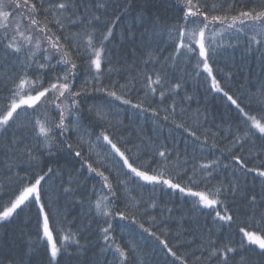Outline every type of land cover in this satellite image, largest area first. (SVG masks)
<instances>
[{
    "label": "snow or ice",
    "instance_id": "6c2138e0",
    "mask_svg": "<svg viewBox=\"0 0 264 264\" xmlns=\"http://www.w3.org/2000/svg\"><path fill=\"white\" fill-rule=\"evenodd\" d=\"M136 3L0 0V224L35 207L36 239L29 247L43 243L46 264H61L65 257L68 264H91L83 260L92 244L91 233L82 236L81 229H66L56 219L58 213L47 210L50 201L44 199L45 184L58 174L45 159L67 150L80 164L77 171L94 174L100 183L99 190L92 187L95 198L88 214L95 218L98 255L111 254L105 264H144L139 244L117 238V218L158 241L173 264H264V80L255 90L246 81L238 82L233 91L235 73L214 72V58L223 47L218 38L226 32L236 33L237 40L242 36L245 51L258 53L264 69V0H176L177 15L170 20L152 11V0H141L137 19L142 31L137 35L129 26L126 34L136 43L125 52H114L109 45L115 30ZM162 34L167 36L166 48L160 47ZM182 63L192 72L181 68ZM82 68L89 79L76 88ZM216 73L223 75L218 78ZM114 74L124 82L111 79ZM189 76L197 83L203 79L211 92L222 94L229 111L237 113L227 135L215 121L213 130L209 117L199 110L193 123L186 119L189 110L182 102L192 97L180 93ZM133 91L143 94L136 102L130 98ZM92 93L119 102L115 107L130 106L140 116L150 115L157 126L170 123L191 138L193 159L198 150L213 158L190 164L187 145L182 154L143 129L133 141L131 132H122L123 121L112 123L100 105L89 109L101 122L92 139L82 129L78 99ZM49 107L55 118L49 117ZM69 132L78 134L75 145L69 142ZM256 140L262 142L259 148ZM148 185L191 198L175 230L169 226L177 219L173 208L164 204L158 219L150 211L159 207L157 201L133 194ZM75 190L71 182L63 187L65 193ZM199 216L211 226L201 228ZM185 218L195 227L185 229ZM91 228L90 221L83 231ZM185 245L195 247L183 254L174 250ZM7 264L31 260L9 259Z\"/></svg>",
    "mask_w": 264,
    "mask_h": 264
},
{
    "label": "trees",
    "instance_id": "16d2710c",
    "mask_svg": "<svg viewBox=\"0 0 264 264\" xmlns=\"http://www.w3.org/2000/svg\"><path fill=\"white\" fill-rule=\"evenodd\" d=\"M141 0H137V3L134 4L133 8L129 11L128 15L121 22L120 26L115 30L114 38L112 39L109 48L117 53L125 52L129 50L136 42L129 41L126 39V34L131 29L136 31L137 35L142 31L141 24L137 19V10L139 8ZM153 8L152 11L156 12L162 20H170L172 17L177 15L176 11V0H152ZM18 18V17H17ZM75 30V29H73ZM251 34V33H250ZM166 34H162L160 38V47L166 48ZM218 40L222 43L215 60V68L223 69L225 72L233 71L235 73V78L231 82L233 91L238 87V82L246 81L247 86L255 90L259 87L261 80H264V69L261 68V61L257 58L258 53H249L245 51V40L241 36L239 40L236 39V33L226 32L222 37H219ZM232 45V47H229ZM164 51L162 55H167L168 51ZM130 62V61H129ZM181 68L186 69L189 73L192 72L191 67L181 64ZM178 75L183 74L182 72H177ZM218 78H221L223 73H216ZM124 75V74H122ZM206 75V74H205ZM259 75V76H258ZM261 75V76H260ZM257 77V78H256ZM260 77V78H259ZM256 78V79H255ZM89 79L86 72L81 69L79 75L76 78V88L83 86V82ZM108 77L104 78V82L108 83ZM111 79H119L121 83L124 82V79L121 76L113 75ZM89 89L91 85L87 86ZM139 88V85L136 86ZM185 94L192 97L191 100L183 101V107L187 108L189 123H193L196 119V111L199 110L202 113H205L209 117V126L212 121H215L216 124H219L220 131L222 135H227L229 128V122L232 125H235L237 122L235 117L237 113L232 110L229 111L228 102L223 98L222 94L211 92L208 89L207 83L200 79V82L197 83L191 76L188 77V82L185 85V88L180 93V97H183ZM142 93H137L133 91L130 98L134 102L140 97ZM80 122L83 130L91 133L92 139L99 134L101 130V122L96 118L95 111H89L90 108L95 109L96 105H100L103 108V111L109 113L108 119L112 123L117 121H123L122 132L127 135L129 132L132 133V140L136 141V132L140 129H143L144 134L151 136L154 139H158L159 142L167 144L169 147H175L182 154L185 153V147H187V158L189 159L190 164L197 162H206L208 159H212L213 156L205 152L202 156L201 152L198 150L194 155L196 159H193V153L191 149V138L187 136L186 133H183L181 130L173 128L170 123H161L157 126L154 123V118L150 115L140 116L136 113L135 109H132L130 106L119 105V102L112 101L110 98L103 96V94L92 93L89 95H83L80 98ZM180 98H178L179 100ZM112 104L114 107L109 109L108 105ZM48 115L51 118H55L56 112L53 107L48 108ZM213 130H216L213 126ZM77 133L69 132L67 134L69 142L75 145L77 140ZM262 142L256 140V146L259 148ZM219 155V153H216ZM2 159V157H0ZM76 161L72 153L67 150L57 151L55 156L52 158H46L45 163H50L51 166L57 170V175L53 177L52 180L48 181L45 184V201H50V207L47 209L51 213H58L56 219L67 229L71 228L73 232L77 229H81L82 236L90 235L92 244L89 246L87 253L84 255L83 260L85 262H91V264H105V260L111 259V254H105L104 256L98 255L99 246L96 244L97 237L95 236V218L90 216L89 206L90 203L94 200L95 196L92 192V187L95 185L96 189H100V183L98 178H93V175L88 174L86 170H80V164L78 162V169L74 167L71 170L70 175H66L62 168H67L66 166H73L72 163L66 164V161ZM62 173V175H61ZM63 178V179H62ZM71 182L72 186L76 189L75 193H65L63 192V187L68 186ZM215 183V181H213ZM131 187V185H130ZM170 189L161 190L159 187L154 191L152 186H145L142 190H137L139 196L144 200H149L154 198L159 207L154 210H150L153 215H156L159 219L160 212L163 209V205L167 204L168 207L173 208V213L177 219L169 221V226L175 230L178 227V218L181 213H186L191 207V198H182L180 194H171ZM164 215H168L166 212ZM203 217V216H202ZM204 218V217H203ZM144 222L148 221L147 217L143 218ZM92 222V228L87 232H84L83 229L85 225L89 222ZM206 220L199 216L198 224L201 228L205 227ZM124 223V222H123ZM209 224L210 221H209ZM146 226H150L145 223ZM192 226L195 227L192 220L185 218L183 221V227L185 229H190ZM113 227L115 229V234L118 239H121V242L134 240L135 243L140 245L141 255L140 259L144 264H173V258L167 256L162 246L159 245L158 241L154 238L147 235V233H142L137 225L129 223L126 225H117L113 221ZM124 227V230L121 231V228ZM234 234L236 232V225H233ZM37 231V209L35 207L30 210H25L20 213L19 216L14 217L10 222L0 224V264H7L9 259H14L19 261L23 255L26 254L27 257H24L25 260L30 259L31 264H46V256L44 250V244L41 243L39 247L32 249L29 247L30 241L36 239L35 232ZM188 239L192 237L185 233ZM81 242L84 243L82 237ZM234 239L239 240L240 237L234 235ZM195 245L191 248L187 245L174 249L178 251V254H183L185 252L191 251ZM198 254V253H197ZM61 264H68L67 257H65ZM75 264V262H73ZM179 264V262H176Z\"/></svg>",
    "mask_w": 264,
    "mask_h": 264
},
{
    "label": "bare ground",
    "instance_id": "6f19581e",
    "mask_svg": "<svg viewBox=\"0 0 264 264\" xmlns=\"http://www.w3.org/2000/svg\"><path fill=\"white\" fill-rule=\"evenodd\" d=\"M259 76V75H258ZM261 76V75H260ZM257 78V77H256ZM255 78V79H256ZM260 78V77H259ZM66 164H69V163H72L73 164V166H66L67 168H62V170L64 171V173L66 174V175H70L71 174V170L74 168V167H76L75 169H78L77 167H78V161L76 160V161H71V160H69V161H66L65 162ZM93 175V178H95V176H94V174H92ZM63 179V178H62ZM201 218L203 219V221H204V218L201 216ZM115 221V223L117 224V225H123L124 223L126 224V225H128L130 222H128V221H121V220H119L118 218L116 219V220H114ZM124 222V223H123ZM145 223H147V221H145ZM206 226H208V227H210L211 226V224H209V221H207L206 222V224H205V227ZM192 228H194V226H192L190 229H192ZM231 231L234 233V228L232 227V229H231ZM37 232V231H36ZM36 232H35V235H36ZM22 255H23V257H27V255L26 254H23L22 253Z\"/></svg>",
    "mask_w": 264,
    "mask_h": 264
}]
</instances>
